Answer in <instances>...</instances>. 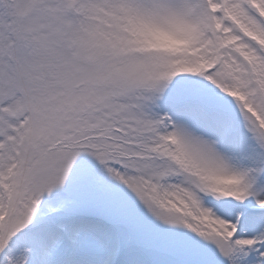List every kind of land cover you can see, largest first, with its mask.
Returning a JSON list of instances; mask_svg holds the SVG:
<instances>
[{
    "label": "snow or ice",
    "instance_id": "snow-or-ice-1",
    "mask_svg": "<svg viewBox=\"0 0 264 264\" xmlns=\"http://www.w3.org/2000/svg\"><path fill=\"white\" fill-rule=\"evenodd\" d=\"M0 264H264V0H0Z\"/></svg>",
    "mask_w": 264,
    "mask_h": 264
}]
</instances>
